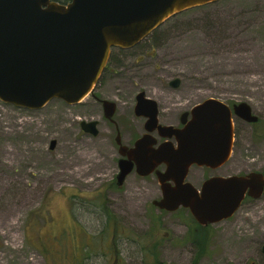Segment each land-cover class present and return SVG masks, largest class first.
Masks as SVG:
<instances>
[{
	"label": "rangeland",
	"instance_id": "rangeland-1",
	"mask_svg": "<svg viewBox=\"0 0 264 264\" xmlns=\"http://www.w3.org/2000/svg\"><path fill=\"white\" fill-rule=\"evenodd\" d=\"M110 57L116 72L103 75L95 93L117 104L113 118L123 142L136 126L125 101L131 91L164 95L170 87L165 86L177 78L180 86L171 88L174 104L162 105L165 110L172 106L177 115L208 96L250 104L260 115L256 129L262 136L244 125L238 147L220 172L264 171V0L188 8L134 48L112 49ZM82 120H96L98 133L84 132ZM115 133L91 94L69 105L51 99L36 109L0 100V147L13 153L6 155L9 169L0 164V175L23 179L22 184L0 183V213L20 202L26 185L36 187L35 199L16 215L17 243L0 231L2 264H17L22 257L39 264H157L148 248L152 244L159 264H264V193L245 199L230 218L203 230L187 210L159 211L150 203L160 196L158 184L111 187ZM80 155L84 176L46 177L58 161ZM4 159L0 154V163L6 164Z\"/></svg>",
	"mask_w": 264,
	"mask_h": 264
},
{
	"label": "water",
	"instance_id": "water-1",
	"mask_svg": "<svg viewBox=\"0 0 264 264\" xmlns=\"http://www.w3.org/2000/svg\"><path fill=\"white\" fill-rule=\"evenodd\" d=\"M221 0H0V100L12 105L36 109L51 99L66 104L79 103L89 95L102 75L112 47L131 48L161 26L168 18L188 8ZM180 80L170 81L177 87ZM135 114L144 115L146 133L130 151L151 155L154 162L137 164L138 173L146 175L152 167L165 161L167 170L159 175L162 196L154 199L159 209L173 212L187 208L196 223L203 226L230 218L245 195L258 199L264 191V175L251 171L229 177H214L203 182L200 190L184 181L192 165L217 167L225 163L232 151L231 110L220 99L205 98L190 110L185 125L158 124L157 104L137 94ZM104 115L113 118L116 104L102 100ZM147 110V112H145ZM235 115L256 122L249 104L237 102ZM90 134L98 133L97 121L80 123ZM176 138V147L164 142L158 149L150 132ZM120 143L119 134L116 135ZM55 141L51 140L52 149ZM125 154L126 146L120 145ZM162 153V155H161ZM129 160H121L116 182L121 185L131 171ZM144 168V169H143ZM264 254V244L261 246Z\"/></svg>",
	"mask_w": 264,
	"mask_h": 264
},
{
	"label": "flooded vegetation",
	"instance_id": "flooded-vegetation-1",
	"mask_svg": "<svg viewBox=\"0 0 264 264\" xmlns=\"http://www.w3.org/2000/svg\"><path fill=\"white\" fill-rule=\"evenodd\" d=\"M146 38V37H145ZM144 40V39H143ZM152 40V43L153 44H156L153 40L154 39H151ZM141 42V41H140ZM136 45V44H135ZM134 45V46H135ZM119 48V47H112V49L116 48L118 49L119 51L123 52V50H130L132 48ZM112 49H111V52H112ZM111 52H110V55H111ZM109 55V60L106 64V66L104 67V69L102 70V75L101 77L99 78V80L103 77V75L105 74H113L116 72L115 70V67L112 66L111 68V63H112V59ZM98 80V81H99ZM97 81V82H98ZM171 81V80H170ZM170 81H169V85L168 86H165V88L169 87V89H165L164 90V95H161L160 93L158 94H155V95H149V94H146V92L144 91L145 93V98H150V99H153L156 104H157V118H158V124H165V125H174L175 127L177 128H182L186 121H188L190 118H191V113H190V110L192 109V107L195 105V104H198L200 102L203 101V99L205 98H209V97H212V98H217V99H220L225 105L228 106L229 110H231V121H232V132H233V139H232V151H233V148L234 147H238V141H240V135H241V131L245 128L244 125H250L252 129H255L254 131L256 132L255 135L257 136H262V134L258 133L257 131V126L258 124L260 123V115L257 114L256 112H254V110L251 108L250 104V109L252 110V113L256 115L257 117V121L256 122H248L246 120H243L241 117H239L238 115L236 116L235 113H234V110H233V107L235 104H237L236 102L232 101V100H228V99H222V98H219L217 96H208V97H203L202 99H200L199 101L193 103L190 107H187L186 109L182 110L180 114H176V112H174V109L172 106L170 107H167L166 110H169L166 111L162 105L167 102V103H173V101L171 100V97L173 95V90L171 88H177L178 86H180L181 83L178 84L177 87H173L171 84H170ZM98 84V83H97ZM96 84V85H97ZM95 85V86H96ZM95 86L94 88L91 90V92L89 94H91V96L94 97V99L96 101H98L101 105H102V112H103V115H104V111H103V104H102V100L103 99H100L97 97L96 93H95ZM182 89L184 90H189V88L187 87H183ZM143 90H140V89H136V90H133L131 91V95L129 98L125 99L126 102H128V107L131 109V114L134 115V119H135V130H130L129 131V138L128 140L125 142H123L122 140V137H121V133L119 131V126L117 124V121L114 120V118L112 119H108L106 118V116L104 115V117L110 122V124L112 126H114V130H115V138H114V143H115V148H117V157H116V160H115V173H114V176H113V179L111 181L112 185L111 187H114V188H118V187H129V186H140V185H151V184H158V191H160V196L158 198H155V199H159L161 196H162V191L160 189V185L159 184H162V183H172L173 182H177L176 181V178L175 175H173L174 178H169V179H165L166 181L164 182H160L159 180V175H162L166 170H167V164L165 161H161V163L155 165L154 167H152V171L149 173V174H146V175H143V174H140L138 173V170H136V166L137 164H141V165H144L145 163L149 164L151 162H154L155 161V158H153L151 155H147V157H144V156H141L140 154H136V152H133V151H130V149H133L135 148V143L136 141L142 137L143 134H145L147 131L145 129V122L146 120L148 119L146 116L144 115H138V114H135V106H136V102H137V94L139 92H141ZM185 97H189V93L186 92L185 93ZM124 101V102H125ZM115 103V101L113 102ZM116 104V103H115ZM116 108H117V104H116ZM115 108V110H116ZM171 111V112H170ZM147 112V110L145 111ZM184 112H187L188 114L184 117V121L185 123L182 122L181 120V117H182V114ZM115 113V111H114ZM173 113V114H172ZM114 115V114H113ZM114 117V116H113ZM175 119V120H174ZM172 120H174L175 122H171ZM119 134V137H120V143H117V140H116V135ZM150 135L153 136V140H154V143L152 144H149V146L146 144V147H149V149H158L160 147V144L164 143V142H167L168 144H171L173 146L176 145V138L174 136H171V138H167V137H164L162 135H159L158 134V131L156 129H154L153 131L150 132ZM254 135V136H255ZM120 145H124L126 146L127 150H125V154H121L120 153V148L119 146ZM176 147V146H175ZM231 151V153H232ZM162 155V153H161ZM232 155V154H231ZM231 157V156H230ZM121 160H129V162H131L132 164V168H131V171L128 173V175L125 176L124 178V182L119 185L118 182H116V177H117V174L119 173V168H120V161ZM228 161H226L225 163H222L220 165H218L217 167H211V166H200V165H192L190 166V168L188 169L187 171V174L185 175L184 177V181H188L190 182L196 189L200 190V187L202 186L203 182L206 181L207 179H211V178H214V177H229L230 175H240V174H245V173H240V174H236V173H232V174H222L220 172L221 169L224 168V165L227 163ZM144 169V168H143ZM257 171V170H255ZM257 172H260L264 175V171H257ZM248 173V172H247ZM130 178V179H129ZM129 179V180H128ZM129 181L128 184H125L126 181ZM139 183V185H138ZM264 193V191H263ZM263 195V194H262ZM261 195V196H262ZM247 198H250L249 196L245 195L244 198H243V201ZM154 199H152L153 201ZM150 202L151 204H153V202ZM242 201V202H243ZM242 204V203H241ZM154 205V204H153ZM155 206V205H154ZM241 206V205H240ZM156 207V206H155ZM159 211H166V212H170V211H167L165 209H159L158 207H156ZM181 209H184V210H187L189 212V210L187 208H183V207H179ZM178 209V208H177ZM176 209V210H177ZM175 212V211H173ZM171 213V212H170ZM190 213V212H189ZM191 214V213H190ZM192 216V215H191ZM193 218V216H192ZM193 221L196 223V221L194 220L193 218ZM199 224V223H198ZM201 225V224H200ZM211 225V224H209ZM209 225L205 226L206 228L209 227ZM203 226V225H202ZM189 243L192 245V244H195L194 241L192 240H189ZM153 245V244H152ZM252 264V263H250Z\"/></svg>",
	"mask_w": 264,
	"mask_h": 264
},
{
	"label": "bare ground",
	"instance_id": "bare-ground-1",
	"mask_svg": "<svg viewBox=\"0 0 264 264\" xmlns=\"http://www.w3.org/2000/svg\"><path fill=\"white\" fill-rule=\"evenodd\" d=\"M20 123L24 125V121H21ZM4 133L7 134L9 133V131L4 130ZM0 154L4 155L5 158L4 163H6V164L0 163L2 168L6 167L9 169L10 165L9 162H7L8 156L6 155L13 153L8 151L5 147L4 148L0 147ZM80 159H81V155L77 157V159H72V160L63 159L61 160V162L58 161L57 168H54V170L50 172V174L48 173L46 177L50 178V176H52L55 179L62 180V178H73V176H78V177L84 176L85 170L82 169V167L79 165ZM0 176H1L0 179L1 184L11 183V182H18L19 184L23 183L22 175L20 174H17L16 177H13L11 175H7L6 177L2 175ZM26 186L27 188L29 187V190L26 192L25 196H23L22 199H20V202H17L16 204L14 203V205L8 204L6 208L7 210L5 212L3 211L2 213H0L1 234L3 236H7V234H10L11 241L14 243H17V240L19 239V236L17 234L12 233L17 223L16 215L18 214V211L22 209V207L29 205V203H31L35 199L34 195H36L34 191V189H36L35 185L31 183ZM0 264L2 263L0 262ZM17 264H39V263L34 257L29 259L22 257Z\"/></svg>",
	"mask_w": 264,
	"mask_h": 264
},
{
	"label": "trees",
	"instance_id": "trees-1",
	"mask_svg": "<svg viewBox=\"0 0 264 264\" xmlns=\"http://www.w3.org/2000/svg\"><path fill=\"white\" fill-rule=\"evenodd\" d=\"M55 1H57L58 3H61V4H65V3L68 2L69 0H55ZM198 226H199L201 229H203V230L206 229L205 226H202V225H200V224H198ZM201 237H202V242L204 241V239H205V241H207L206 237H203V236H201ZM189 238H190V237H189ZM199 238H200V237H199ZM148 248H149L150 254L154 256V258H155L157 264H159L160 261L157 260V258H156V257H157V253H155V251H156V244H153L152 246H148ZM196 264H197V262H196Z\"/></svg>",
	"mask_w": 264,
	"mask_h": 264
}]
</instances>
